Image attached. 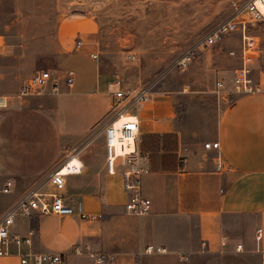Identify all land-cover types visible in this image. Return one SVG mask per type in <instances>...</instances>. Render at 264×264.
<instances>
[{
    "label": "crops",
    "instance_id": "1",
    "mask_svg": "<svg viewBox=\"0 0 264 264\" xmlns=\"http://www.w3.org/2000/svg\"><path fill=\"white\" fill-rule=\"evenodd\" d=\"M82 43L81 47L70 39L61 43V55L50 70L58 81L56 91L49 84L41 95L21 97L12 95L14 92L8 89H0V96L9 99L8 105L0 108V117L7 120L11 113L21 110L23 98L55 100L54 127L59 130L55 144L59 147L46 164V170L66 158V150L60 148L63 143H77L101 121L107 113V105L101 107L99 98L103 101L110 94L113 101L118 89H102V76L105 84L117 80L106 73L96 60L98 57L93 58V52L88 50L90 47H86L84 41ZM227 48L223 54L204 55L202 60L207 59L219 68L224 77L216 80L222 78L225 86L231 88L232 81L227 74H234L240 60L229 54L231 46ZM76 52H83L97 63L95 79L79 92H75L79 74L74 70L76 81L69 87L64 78L68 69L63 68ZM197 60L198 67L192 70L190 79L192 93L186 95L189 103L194 98L200 99L201 105L197 109L191 106L179 108L176 102L182 97L177 94L153 92L148 103L132 111L139 119L141 150L145 155L140 163L150 169L142 180L143 194L152 200L150 212L137 216L126 210L128 194L121 173L107 171L106 140L102 130L79 151L82 171L67 176L64 190L71 205L81 202L85 213L92 217L82 218L77 213L42 215L36 211L17 217L12 232L31 237V243H24L19 248L13 245L10 255L0 257V264H21L19 251L66 252L69 255L65 264H96L87 252L107 253L111 260L106 264H264V81L259 91L232 94L229 101L216 95L212 104L207 105L205 98L215 94L216 80L201 89L197 73L200 60ZM29 78H25L23 84ZM119 86L134 87L121 81ZM81 106H88L93 116L83 127H72L66 117V108ZM185 114L186 118L191 117L190 121H183ZM47 116L49 114H35L26 120L32 123V128L28 124L26 128L17 129L42 131L43 135L49 132L51 136ZM202 116L206 118L202 119ZM72 135L75 142L68 138ZM215 141H219L218 148L205 146V143ZM32 170L15 180L2 181L0 194L14 195L0 210L14 201L19 184L28 186L37 175L46 171L42 167ZM98 178L104 180L102 187L84 189L88 183L97 184ZM9 179L15 183L14 190L4 193L2 189ZM69 184L74 189H69ZM258 228H262L259 241L256 239ZM225 240L226 244L223 243ZM238 243L244 245L243 250H235ZM149 245L161 246L167 251L149 252L146 250ZM76 246L85 253H73ZM183 255L189 258L184 259Z\"/></svg>",
    "mask_w": 264,
    "mask_h": 264
},
{
    "label": "rangeland",
    "instance_id": "2",
    "mask_svg": "<svg viewBox=\"0 0 264 264\" xmlns=\"http://www.w3.org/2000/svg\"><path fill=\"white\" fill-rule=\"evenodd\" d=\"M244 1L0 0V89L5 88L14 92L12 95H18L25 78L53 69L61 55L64 40L70 39L76 44L80 40L90 47L88 50L92 54L97 55L96 60L112 79L126 86L149 82L153 92L181 96L182 100L176 102L179 108L191 106L197 109L201 105L199 98L192 99L190 103L186 99V95L192 93L190 79L192 70L198 67L197 59L200 60L197 71L199 86L204 89L207 83L214 84L216 78L224 77V74L209 60H202V56L223 54L228 45L238 50L240 32L234 31L217 45L199 50L186 67H180L179 60L199 37L228 17L236 3ZM249 33L256 37L264 50V20L250 24ZM63 68L79 74L75 92L88 88L97 74L96 61L83 52H76ZM227 76L232 81L233 75L228 73ZM102 82V89L112 91L118 88L112 80L105 84L103 76ZM16 86L18 88L13 91ZM213 97L216 98V93L206 96L207 105L212 104ZM111 102L113 104L110 94L103 101L99 98L101 107L107 105L106 115L77 143H63L60 148L66 150V155L68 152L79 153L85 144L102 133L104 125L111 119ZM55 106L54 99L23 98L20 111L11 113L9 120L0 117V184L4 179L15 180L38 167L46 170V164L59 147L55 144L59 137V130L54 127ZM66 112L72 127H83L93 116L88 106L66 108ZM38 113L49 114L47 122L51 136L49 132L43 135L42 131L36 133L34 130L25 132V129H17L21 126L26 128L28 124L32 128L27 119ZM186 117L185 114L183 121H190L191 117ZM205 118L202 116V119ZM16 122L22 124L17 125ZM48 137L51 139L48 140ZM68 138L75 142L73 135ZM63 161L37 175L27 187L19 184L14 201L27 188L45 180ZM103 181L98 178L97 184L88 183L83 187L96 190L102 187ZM69 189H74V186L69 184ZM13 195L0 194V207L5 201H11ZM10 204L1 209L0 214Z\"/></svg>",
    "mask_w": 264,
    "mask_h": 264
},
{
    "label": "built area",
    "instance_id": "3",
    "mask_svg": "<svg viewBox=\"0 0 264 264\" xmlns=\"http://www.w3.org/2000/svg\"><path fill=\"white\" fill-rule=\"evenodd\" d=\"M263 6L264 0H245L242 3H236L228 17L215 25L211 31L199 37L187 49L184 57L179 60L180 67H186L199 50L215 46L227 35L237 31L240 32V47L238 50L229 51L231 56H238L240 60V64L234 69L232 87H226L225 81L220 78L215 82L214 92L218 98L229 101L232 94H246L261 90V84L264 81V50L260 47L256 37L249 33V26L254 22L264 20ZM82 44L79 40L77 46L81 47ZM91 56L97 57L95 54ZM76 77L74 70H67L64 77L66 84L73 87ZM116 83L120 85V81L117 80ZM49 84L54 91L58 89V81L52 77L51 72L49 70L40 71L25 81L18 95L21 97L41 95ZM152 94V85L149 82H141L134 87L127 88L119 86L113 95L111 119L103 127L106 140L107 171L110 174L121 173L123 186L128 194L125 208L129 213L137 216L150 212L152 200L142 191L143 176L150 169L140 163L145 155L141 150L139 119L132 111L148 103ZM8 103L9 99L6 96H0V108L6 107ZM120 120L122 123L117 125L116 123ZM205 146L218 148L219 141L205 143ZM82 168L83 164L78 153L68 152L63 163L52 170L45 180L27 188L5 208L0 214V257L10 255L13 245L19 248L24 243H31V237H22L12 232L17 217L27 216L33 211L42 215L77 213L82 218L92 217L85 213L81 202L73 206L64 195L67 176L81 173ZM14 186V181L9 179L2 191L10 193L14 190ZM257 232L256 239L259 241L262 228H258ZM223 243L226 244V240ZM243 249L242 243L236 245V251ZM146 250L156 253L167 251L166 248L155 245H149ZM262 252L264 263V251ZM73 253L84 254L85 251L76 246ZM87 254L96 264H106L111 260V257L104 252H87ZM68 255L69 253L66 252L24 253L19 251L21 264H65ZM183 258L188 259L189 257L183 255Z\"/></svg>",
    "mask_w": 264,
    "mask_h": 264
},
{
    "label": "bare ground",
    "instance_id": "4",
    "mask_svg": "<svg viewBox=\"0 0 264 264\" xmlns=\"http://www.w3.org/2000/svg\"><path fill=\"white\" fill-rule=\"evenodd\" d=\"M263 10H264V6H263ZM122 123V120L118 121L116 124L120 125Z\"/></svg>",
    "mask_w": 264,
    "mask_h": 264
}]
</instances>
